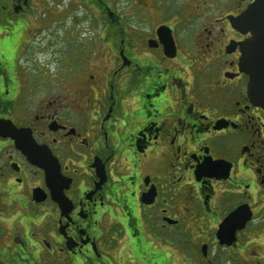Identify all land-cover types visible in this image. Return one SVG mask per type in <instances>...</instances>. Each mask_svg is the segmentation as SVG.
Returning <instances> with one entry per match:
<instances>
[{
    "label": "flooded vegetation",
    "instance_id": "af4514ba",
    "mask_svg": "<svg viewBox=\"0 0 264 264\" xmlns=\"http://www.w3.org/2000/svg\"><path fill=\"white\" fill-rule=\"evenodd\" d=\"M35 1L0 0V264H264L256 0H58L48 64Z\"/></svg>",
    "mask_w": 264,
    "mask_h": 264
},
{
    "label": "water",
    "instance_id": "95a60500",
    "mask_svg": "<svg viewBox=\"0 0 264 264\" xmlns=\"http://www.w3.org/2000/svg\"><path fill=\"white\" fill-rule=\"evenodd\" d=\"M234 25L243 33L253 35L243 47V68L252 77L251 91L258 105L264 108V0H256L254 4L238 19ZM240 220L241 223L248 221ZM234 221H239L232 213L224 221L222 228L234 227Z\"/></svg>",
    "mask_w": 264,
    "mask_h": 264
},
{
    "label": "rangeland",
    "instance_id": "374dc122",
    "mask_svg": "<svg viewBox=\"0 0 264 264\" xmlns=\"http://www.w3.org/2000/svg\"><path fill=\"white\" fill-rule=\"evenodd\" d=\"M58 0H41V2L35 1L39 3V14L40 16L43 14L45 15L42 20L46 21V24H39L38 28L42 31V37L37 41V45L32 49L39 50L43 52L41 57L42 62H46L47 64L50 62L56 61L55 58H59L62 56L60 53L67 54L68 52H75L74 50L77 49V46H81L82 42H80L79 38L76 36V33L72 34L69 37L70 32H73V28L67 26V22H64L62 25L60 24H53L49 22L50 19L56 18V13H62L59 11V8L56 7V2ZM44 3H50V5H44ZM68 1H64L63 9L67 7ZM45 9H48L47 11ZM36 27V24L33 23ZM88 29V36L91 35V32H95V28L90 26H83V30ZM80 28L78 29L79 36H80ZM52 67H56L52 64ZM180 263V262H179ZM192 264V263H190Z\"/></svg>",
    "mask_w": 264,
    "mask_h": 264
},
{
    "label": "snow or ice",
    "instance_id": "6c2138e0",
    "mask_svg": "<svg viewBox=\"0 0 264 264\" xmlns=\"http://www.w3.org/2000/svg\"><path fill=\"white\" fill-rule=\"evenodd\" d=\"M0 43H2V42H0Z\"/></svg>",
    "mask_w": 264,
    "mask_h": 264
}]
</instances>
